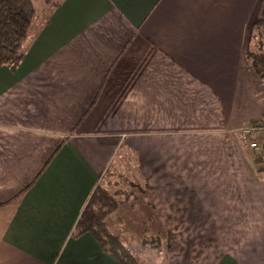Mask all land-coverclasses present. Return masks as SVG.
Masks as SVG:
<instances>
[{
    "label": "crops",
    "instance_id": "crops-1",
    "mask_svg": "<svg viewBox=\"0 0 264 264\" xmlns=\"http://www.w3.org/2000/svg\"><path fill=\"white\" fill-rule=\"evenodd\" d=\"M52 2L0 66V264H120L72 233L125 156L145 264H264V166L238 138L264 144V0Z\"/></svg>",
    "mask_w": 264,
    "mask_h": 264
},
{
    "label": "trees",
    "instance_id": "trees-1",
    "mask_svg": "<svg viewBox=\"0 0 264 264\" xmlns=\"http://www.w3.org/2000/svg\"><path fill=\"white\" fill-rule=\"evenodd\" d=\"M36 10L32 0H0V66L15 68L23 58L22 43L28 35ZM257 50H249L245 58L251 71L264 84V21L251 27ZM260 42V43H259ZM109 169V168H108ZM107 170L103 173L105 175ZM132 190L138 187L137 173H133ZM101 177V178H102ZM97 184L82 209L74 226L73 235L91 233L103 248L120 264H136L134 256L110 234L105 218L118 208L114 197L107 195Z\"/></svg>",
    "mask_w": 264,
    "mask_h": 264
},
{
    "label": "rangeland",
    "instance_id": "rangeland-1",
    "mask_svg": "<svg viewBox=\"0 0 264 264\" xmlns=\"http://www.w3.org/2000/svg\"><path fill=\"white\" fill-rule=\"evenodd\" d=\"M40 1L42 0H33L35 7ZM256 50H257V46L254 51ZM262 50L264 51V49ZM243 127H248V126L240 127L239 136H238L239 140H240V130ZM240 142H241L242 147H244L245 149L253 153L252 155L256 156L253 150H250L248 147L244 146L241 140ZM260 145L264 149V144L260 143ZM119 160H120L119 164L116 166L112 165V167H109L105 175L98 182V184L100 185L99 187L100 189H102V191L108 193L107 195L114 197V199L116 200L118 204V207L121 201L124 200L123 202L124 204L122 207L120 206L119 208H117L114 212H112L110 215H108L105 218V224L108 227V231L110 232L111 235L115 236L121 244L127 245L124 247L128 250L131 256L135 257V259L137 260L136 264H145V262H147L146 261L147 259L144 256V251L146 250H143L142 252L140 251V247L144 246L145 244H152L154 246L156 245L157 242L155 241V236H153L154 234L145 232L144 226L142 225L143 222L139 220L142 217L141 212L130 214V215L126 214L128 212L127 210L129 211L131 210L129 209L128 207L129 205L126 202L128 201V199L131 202L133 201V199L129 198V196L126 194V191L127 189L132 188V184H133L132 181L135 178H132V175H134L133 174L134 172L132 173L129 172V167L131 166V165L128 166L129 157L127 156H125L124 158L119 157ZM133 162H134V158H132V164ZM257 163H259L262 167L264 166L263 161L262 163H260V161L257 159ZM141 190L143 191V188H139L138 186V189L134 190V192H136V195H139L140 197H142L143 192ZM112 214H114V216H111ZM113 232L118 233V235H115ZM141 242L145 244H141ZM153 261H154V258H152L151 264L153 263ZM153 264H156V263H153Z\"/></svg>",
    "mask_w": 264,
    "mask_h": 264
},
{
    "label": "built area",
    "instance_id": "built-area-1",
    "mask_svg": "<svg viewBox=\"0 0 264 264\" xmlns=\"http://www.w3.org/2000/svg\"><path fill=\"white\" fill-rule=\"evenodd\" d=\"M255 135V129L251 127H243L240 130V140L242 141V144L246 147H248L250 150L254 151V154L256 155L257 159L262 163L264 162V149L260 145V143H257L254 140Z\"/></svg>",
    "mask_w": 264,
    "mask_h": 264
}]
</instances>
